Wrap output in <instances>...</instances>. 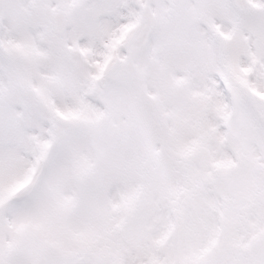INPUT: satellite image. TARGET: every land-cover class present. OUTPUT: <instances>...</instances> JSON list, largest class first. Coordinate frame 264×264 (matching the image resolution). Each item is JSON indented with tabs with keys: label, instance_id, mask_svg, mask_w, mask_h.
I'll use <instances>...</instances> for the list:
<instances>
[{
	"label": "snow or ice",
	"instance_id": "1",
	"mask_svg": "<svg viewBox=\"0 0 264 264\" xmlns=\"http://www.w3.org/2000/svg\"><path fill=\"white\" fill-rule=\"evenodd\" d=\"M0 264H264V0H0Z\"/></svg>",
	"mask_w": 264,
	"mask_h": 264
}]
</instances>
